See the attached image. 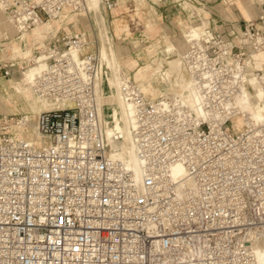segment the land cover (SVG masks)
<instances>
[{
	"label": "built area",
	"instance_id": "built-area-1",
	"mask_svg": "<svg viewBox=\"0 0 264 264\" xmlns=\"http://www.w3.org/2000/svg\"><path fill=\"white\" fill-rule=\"evenodd\" d=\"M120 1L100 0L101 8L110 13ZM257 5L237 37L212 23L185 38L194 102L151 100L121 74L139 179L111 145L122 135L105 137L98 90L109 69L91 51L97 41L86 33L44 41L32 90L55 107L36 115L38 138L26 116L0 115V264H264L255 252L264 244V123L237 104L255 93L251 78L264 90L255 59L264 52V0ZM0 7L21 34L65 10L84 11L85 0ZM34 57L0 61V77Z\"/></svg>",
	"mask_w": 264,
	"mask_h": 264
},
{
	"label": "bare ground",
	"instance_id": "bare-ground-1",
	"mask_svg": "<svg viewBox=\"0 0 264 264\" xmlns=\"http://www.w3.org/2000/svg\"><path fill=\"white\" fill-rule=\"evenodd\" d=\"M137 1H139V5L143 6L141 3H145L144 1L146 0ZM126 8V3L122 1L119 3V7H117V11L124 10ZM115 9L111 12L115 11ZM0 11L2 12L1 8ZM81 13L82 18L88 21L87 24L89 26L92 24V27L97 28L99 38L97 39L99 43L97 54L103 64L109 69L106 84L101 87V90H98L100 99V114L103 119L106 140L110 142L114 134L122 135L123 140L121 142H111V145L112 147L115 146L119 150L120 157L123 158L125 164L133 171L136 179H139L140 169L136 158L134 143L130 137L132 111L119 92L121 74L123 72L126 73L127 71L125 72L121 68L117 54L113 48L111 40L112 37L107 30L106 16L102 11L100 0H85V10H82ZM77 16L78 15L75 14H65L59 19H51L37 25L31 30V32H29V34H26V32L18 34L17 41L12 42L11 47H9L10 52L17 55L16 57H32L33 47L35 44L43 46V41L49 36H53L62 27V23L65 21L78 23L80 21L79 19V21L77 20L78 22H74V19L77 18ZM205 24L206 23L202 21L196 26L189 27L188 32L184 35V39L188 37H199V35L203 32V30L200 32L199 30L202 28L201 26H205ZM3 27L5 30L10 29V31L17 34V31L11 26L9 21L2 16L0 18V31H2L1 28ZM75 27H77V25ZM113 29L119 35L121 33L126 35L129 34L125 21L121 19H116L114 21ZM1 35L7 36L6 33ZM186 48L184 49L182 44L174 45L172 43H168L162 51L164 56L167 57L165 60L159 58L153 62V64L156 65L155 68L147 66L140 70L136 83L146 97L154 100L164 95H185L188 102H194V88L188 75V70L183 63ZM255 59L256 68L264 69V52L256 55ZM34 64H37V68L34 71L24 70L19 81L12 84V92L15 94L14 99L18 98L16 95L18 94L21 100L24 101L33 112L36 110L38 111V109L47 110L48 108L51 109V107L54 108L55 105L53 103L35 96L32 90L33 80L45 64L43 54H39L34 57ZM126 74H128V72ZM250 83L253 85L255 93L249 94L246 91L244 94L239 95L237 98V104L244 112L248 113L253 123H264V90L256 83L255 79L251 78ZM8 97L11 99V95L8 94ZM9 99L7 102H10ZM12 100L13 99H11V101ZM33 126L35 127V125ZM35 133L36 138H38L36 129ZM33 138H35L34 135ZM35 143L39 144V141H35ZM178 173L179 171H175V175H178ZM255 252L258 263H264V244L257 245Z\"/></svg>",
	"mask_w": 264,
	"mask_h": 264
},
{
	"label": "rangeland",
	"instance_id": "rangeland-1",
	"mask_svg": "<svg viewBox=\"0 0 264 264\" xmlns=\"http://www.w3.org/2000/svg\"><path fill=\"white\" fill-rule=\"evenodd\" d=\"M122 1L126 3L127 6L126 9L117 11L116 8L115 11L110 13L105 11L104 9H102V11L106 16L107 30L109 31V34L112 37L111 39L112 45L117 54L120 66L125 72L126 71L128 72L129 77L135 83L138 74L142 68H145L147 66L151 68H155L156 65L153 64L154 60H157L159 58L165 60L167 58L166 56H164L162 51L163 48H165V46L168 43H172L174 45L182 44L185 49L186 46H185L184 35L186 32H188L189 27L200 24L201 22L198 21V19L202 20V18H204L203 16L205 17L207 16L206 14L200 12V10L194 9L190 11L191 9L190 7L193 6L194 8L195 4L189 2L188 0L186 3H185L186 0H181L174 3L167 2L166 5H169L168 7H173L174 5L178 6V4L179 5L181 4V9L183 10L185 9V12L182 11L181 14L183 15L180 16H179L180 13H176V17L174 16L175 14L169 18L167 17L168 19L166 21L165 19H161L162 8L161 7L159 8V6L164 4H159L157 6V5H152L148 1H144L145 3H141L143 5L141 6L138 3L139 1L137 0H121V2ZM220 2H221L220 0L216 1L213 3V5L218 4ZM226 3H227L226 5L221 4L222 5L221 7L227 8L229 10L231 8L238 9L239 13L244 17L245 20L256 18L260 11L256 0H232L231 2L226 0ZM231 4H233V7H229V5ZM163 10H166V8H164ZM81 12L82 11L72 12L69 10H65L63 13H61V15L56 19H59L65 14H69V15L75 14L78 16L77 18L74 19V22H78L79 20L80 21L78 23H73L71 21L63 22L62 27L53 36L57 34L69 35L72 33H86V36L89 38V40L97 41V39H99L97 34L98 32L97 28L92 27L91 26L92 24L89 26L87 24L88 21L82 18ZM132 14L136 16L135 18L132 19V21L136 22L137 19L142 18L143 19L142 22H140V24H136L130 21V15ZM184 15L188 17L185 19V17H183ZM2 16L3 18H5L2 12L0 11V18ZM116 19H121L125 21L129 30L128 35L122 33L119 35L117 32H115V30L113 29V23ZM76 25L77 27H75ZM187 26L189 27L186 29ZM201 27L203 28L204 26ZM202 28L199 30V32L202 30ZM1 29L2 31L0 32V39L3 37L1 35L3 33H6L8 36V37L4 36L7 37L8 39L7 41L0 42V49L1 50L3 49V53H4V56L1 55V57L7 58L8 60H13L14 62L17 63V65L28 59L29 57L28 58H22L19 56L16 57L17 55H14L9 50V47H11V43L17 41L18 33L17 34L13 33L12 31H10V29L9 30L6 29L7 30L6 31L4 27ZM29 32H26V34L27 33L29 34ZM53 36H49L45 40H48ZM41 46L42 45L35 44L32 52L33 56L34 55L36 56L37 54L36 52L40 50ZM98 46L99 43L97 47ZM90 48L91 51H96L97 49L93 45H90ZM36 68H37V64L36 65L32 64L29 68L25 70L34 71ZM22 73L23 71L15 73L8 79L7 78L4 79L0 77V115H9L16 117L26 116L30 122L33 135L36 138V133L33 125L36 115L43 109H38V111L36 110L35 112H33L31 108L29 109L26 103L21 100L18 94H16L18 98L14 99L15 94H13L14 92H12V84L16 81H19L20 77L22 76ZM153 85L156 86L155 84ZM8 94L11 95L10 98L13 99L12 101L11 99H9ZM8 99L10 102H7ZM235 128L236 129L238 128V124L235 126Z\"/></svg>",
	"mask_w": 264,
	"mask_h": 264
},
{
	"label": "crops",
	"instance_id": "crops-1",
	"mask_svg": "<svg viewBox=\"0 0 264 264\" xmlns=\"http://www.w3.org/2000/svg\"><path fill=\"white\" fill-rule=\"evenodd\" d=\"M188 1L195 4L194 8H193V6L190 7L191 8L190 11H192L194 9L200 10V12L207 15L206 17L203 16L204 18H202V20L198 19V21H200V22L203 21L206 23V25H211L212 23L221 24L222 31H224L228 37L229 36L232 38L237 37L238 33H240L239 31L241 30V27L243 26V22L246 21L244 19V17L239 13V10L236 8H231L229 10L227 8L221 7L222 6L221 2L213 5L214 2L219 1V0H188ZM186 2H187V0L185 1V3ZM168 6L169 5H166V4L159 6V8L160 7L162 8L161 9L162 10L161 19H165V21L174 14H175L174 16L176 17V13H180L179 14V16H180V15H183V14H181L182 11L185 12V9L184 10L181 9V4L180 5L178 4V6L174 5L173 7H168ZM229 7H233V4L229 5ZM164 8H166V10H163ZM173 12H175V13H173ZM186 13H187V11H186ZM135 17L136 16L133 14L130 15V21H132V19ZM183 17H185V19H186L188 16L186 17L184 15ZM254 19H256V18H254ZM254 19H249V20H254ZM142 20L143 19L140 18V19H137L136 22H134V21H132V22L136 23V24H140V22H142ZM188 27L189 26H187L186 29ZM129 29H130V27H129ZM3 37L0 39V42H2V41L4 42V41L8 40L6 37H4V38ZM123 50H125V49H123ZM1 55L4 56L3 49L2 50L0 49V61H7L8 60L7 58L1 57ZM137 65H138V63H137Z\"/></svg>",
	"mask_w": 264,
	"mask_h": 264
}]
</instances>
